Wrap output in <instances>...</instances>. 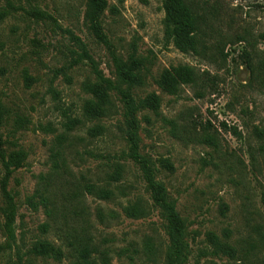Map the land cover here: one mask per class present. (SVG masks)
<instances>
[{
  "label": "rangeland",
  "instance_id": "374dc122",
  "mask_svg": "<svg viewBox=\"0 0 264 264\" xmlns=\"http://www.w3.org/2000/svg\"><path fill=\"white\" fill-rule=\"evenodd\" d=\"M164 2L108 0L103 41L86 20L87 0H0V15L8 14L0 20V264H73L68 246L63 261L32 253L45 238L60 244L42 227L61 218L28 203L38 191L60 211L67 198V240L89 219L109 264H162L169 236L159 211L142 220L124 214L138 198L151 204L143 172L128 159L132 135L186 222L184 264H264V0H186L205 22L200 54L175 46ZM114 57L139 62L133 115L114 91L110 116L88 120L85 86L98 82L95 68L115 81ZM179 66L200 81L173 96L162 76ZM65 114L79 121L72 130ZM96 125L105 133L92 137ZM205 134L215 144H205ZM16 151L26 159L8 177L1 154ZM116 164L125 173L112 187L115 198L87 195V185H106ZM12 204L14 239L6 231ZM227 232L236 260L212 254L209 234Z\"/></svg>",
  "mask_w": 264,
  "mask_h": 264
},
{
  "label": "trees",
  "instance_id": "16d2710c",
  "mask_svg": "<svg viewBox=\"0 0 264 264\" xmlns=\"http://www.w3.org/2000/svg\"><path fill=\"white\" fill-rule=\"evenodd\" d=\"M87 14L86 20L90 24V29L94 31L97 37L105 41V36L101 31V21L104 13L108 9V0H87ZM164 8L166 11V21L171 27L174 44L183 53L200 54L204 47L205 37V22H203L194 9L186 2V0H165ZM8 14H1L0 20L5 18ZM36 17L44 18L41 12H34ZM87 59L93 62L92 58L86 54ZM115 81L107 79L98 69L95 68L96 80L95 84H87L85 90L91 96L86 101L83 107V116L88 120H101L110 116L115 109V105L111 98V93L117 91L121 96V101L125 105V114L133 115L135 110V103L131 98L130 91L137 86L142 85L140 74L137 72L139 65L138 61H134V66L128 65L117 57L113 58ZM200 78L197 72L189 66H179L172 69L162 76V85L173 96L180 95L183 86L198 85ZM122 86H126L129 91L125 92ZM158 101V100H157ZM67 123L65 127L72 130L79 121L69 117L65 114ZM135 124L133 123V128ZM105 133V128L101 125H96L89 130V135L92 137L102 136ZM202 137L205 144H215V139L208 135ZM1 141V139H0ZM131 143L130 153L128 159L133 161L143 172L146 182V192L150 195L151 204L145 200L138 198L134 202H130L124 208V214L127 218L132 220H142L150 217L154 210H158L163 221L166 224L167 234L169 236V244L161 257L162 264H184L187 258L188 246L185 243L184 237L187 231L186 222L179 215L175 202L170 198L167 188L157 181L156 170L151 166V162L145 158H141L138 153V144L135 142V136L129 138ZM26 156L23 151L12 152L6 154L2 152L1 160L7 172V176L12 175L16 170L23 167ZM60 169V166H56ZM125 168L122 165L116 164L115 170L111 174H107V183L103 186L87 185L85 190L87 195L95 197L101 201L110 202L115 198L113 186H118L124 178ZM36 195L40 201H36ZM28 199L29 205L38 210L43 206L50 218L58 217L61 220L57 223L45 224L42 227L44 235H48L54 230L56 239L60 242L57 244L48 238L42 239L38 246L33 249V254L43 258H53L58 261L67 259V246L73 255V264H98L93 258L94 254H99L103 264L110 263L108 252H101L95 244L94 238L90 232V220H85V229L82 231L73 230L70 239L67 240V198L63 200V207L65 211H60L50 198L44 196L42 191ZM264 203V195H263ZM86 213V212H84ZM88 216V213L86 214ZM76 217L78 214L75 215ZM6 231L11 239H14L13 223L15 218V206L12 204L11 211L6 216ZM260 236L259 244H264V235L262 230L258 229ZM209 241L213 246L212 254L215 257H229L236 260L239 257L238 248L232 244L230 240V233L227 232L225 236L220 238L214 233L209 234ZM68 243V244H67ZM255 247V244L252 246ZM147 249L154 251L153 245L149 242Z\"/></svg>",
  "mask_w": 264,
  "mask_h": 264
}]
</instances>
